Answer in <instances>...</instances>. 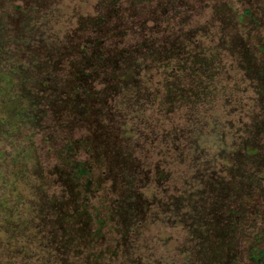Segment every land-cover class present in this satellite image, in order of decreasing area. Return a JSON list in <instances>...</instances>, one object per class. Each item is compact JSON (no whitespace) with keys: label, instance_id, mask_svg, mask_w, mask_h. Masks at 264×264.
I'll list each match as a JSON object with an SVG mask.
<instances>
[{"label":"rangeland","instance_id":"1","mask_svg":"<svg viewBox=\"0 0 264 264\" xmlns=\"http://www.w3.org/2000/svg\"><path fill=\"white\" fill-rule=\"evenodd\" d=\"M108 1L0 0V264H258L264 0H192L208 19L195 38L213 67L225 63L210 92L191 70L160 84V49L141 53L144 68L122 67L141 68L133 78L85 75L99 35L108 53L128 42L115 34L127 13L98 25ZM190 35L176 38L179 52L202 47L183 42ZM83 162L95 197L84 236L70 216L80 197L66 192ZM99 225L113 234L93 237ZM61 236L80 240L81 258L54 252Z\"/></svg>","mask_w":264,"mask_h":264},{"label":"trees","instance_id":"2","mask_svg":"<svg viewBox=\"0 0 264 264\" xmlns=\"http://www.w3.org/2000/svg\"><path fill=\"white\" fill-rule=\"evenodd\" d=\"M108 2V11L106 14H103V16L100 17L98 25L100 27L107 26L112 17L117 18L118 16L127 13L129 19L126 23V26L120 28L117 32H115L116 35L119 34L121 36H126L128 40V42L126 43L127 46H122L119 49L124 53H108V51H106V48H103L102 46V44L104 45L105 40L104 38H101V35H99V37L95 41V47H92V49H95L96 51L92 52L93 54H95V56H91L88 52L89 47L85 44L82 45V55L79 56V61L81 58L89 54V60L84 61L85 63H88L85 64L84 67L80 66L82 71L86 73L85 75L99 72L103 74V71L107 69L105 73L112 75L115 74L117 78H119V76H122L120 79L123 78L124 80H126L128 77L133 78L136 72L142 69L139 68L137 69V71H132V73L130 70H126L127 72H121L122 67L124 65L140 66L141 64V66L144 68V62L142 61L140 56L141 53L147 55L151 52H154V54H157V50L160 49L161 51H163V53L158 57V59H161L160 63H157V68L152 69L157 73L156 78L159 79L160 84L163 85V83L168 84L170 82H174V80L185 70L193 71L195 79L200 80V78H202L203 81H207V87L210 86L208 84H213V80H217L218 75L215 76V74L219 73L218 69L223 67L225 63H223L219 58L214 64L215 67H213V58L210 54V51L212 49L204 48L203 45L200 44V39L197 40L195 38L197 36H194V34L198 30V28H200V30L202 31L203 26L208 23V19L202 20L203 18H205L204 12L202 11V9H200V13L197 14L198 8L195 6L192 0H110ZM127 7H133L132 12H126L125 8ZM204 7L210 9L208 6ZM154 10H157V12H155ZM248 14V12H244V16H247ZM190 33H192V35L187 36V39H184L183 42H187L193 49H195L198 44L202 47L196 52L190 51L189 49L184 53L183 50L182 52H179L178 49L174 47V43L177 40L176 38L179 35L184 36L185 34L188 35ZM202 38H205L204 41L206 43L210 41L209 36H205L202 34ZM213 48H215V45ZM219 50V48L215 49V53H218ZM209 61H211L210 64H208ZM85 67L89 68L88 72L85 71ZM156 73H154L153 75H156ZM136 79H139V77H137ZM211 86L209 88V92L211 91ZM158 90L159 88H153V91L157 93L156 96H158ZM203 96L206 98L205 94H203ZM209 97L210 95L208 94V99H206L208 102H205L206 106H209L211 103ZM200 106L203 107L204 104L203 106L202 104H200ZM73 169L75 170L74 178H76L75 182L77 184L75 186L72 185L67 187L66 192H68L70 196L74 195L77 198L78 196L80 197L76 200L75 203H72L73 207H70V216L76 221L75 230L76 232H78L77 235L81 234L84 236V227L86 229L89 228L88 220L86 221V213L87 210H90L91 208L89 206H92V202L95 201V197L93 194L94 190L90 187L92 183L91 179L93 177V171L90 166H87L85 164V162L80 165L73 164ZM82 179H85L83 185L81 184ZM95 193H105V186L102 185L100 188L97 187ZM66 198L68 199V197ZM120 201L121 200L116 196L114 202L120 204ZM150 203L151 202L145 201L144 211H147L146 213H151L152 207L149 206ZM151 215L152 213L150 214V216ZM259 216H262L261 218L264 220V213L259 214ZM62 220L64 222L63 217ZM65 226L66 224H63L62 230L66 229ZM62 230L60 231L61 233ZM99 230L104 231L103 226L99 225L98 228H93L91 230V234L92 236H95V234L99 235V237L101 238L100 241L105 235L110 236L111 234H113V232L109 228L106 229V231L104 232L105 234L100 233ZM259 233V237L257 238V240L259 239L258 243L264 245V226L260 229ZM91 242L92 240L90 241V243ZM64 245L66 247H64ZM93 246L94 244L92 242L91 248ZM55 247V253H57L58 249L61 247L63 248V252L67 250V256L69 260H72L74 258L82 257V253H84L83 249L85 246H82L80 244V240L73 237H70L68 242L63 243V238L61 236L60 244L57 241ZM260 247L261 246H259V249H257L255 253L257 257L252 260L254 263L258 262V264H264V247L263 249H260ZM106 263L114 264V262L109 259Z\"/></svg>","mask_w":264,"mask_h":264}]
</instances>
